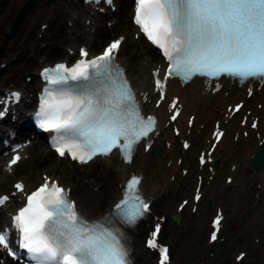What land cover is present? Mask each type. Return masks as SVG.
I'll use <instances>...</instances> for the list:
<instances>
[{"label":"snow or ice","instance_id":"1","mask_svg":"<svg viewBox=\"0 0 264 264\" xmlns=\"http://www.w3.org/2000/svg\"><path fill=\"white\" fill-rule=\"evenodd\" d=\"M105 2L113 5V0ZM133 20L167 62L162 74L159 68L152 72L159 95L157 106L165 99L170 77H179L182 82L197 76L264 82V0H135ZM124 39H113L95 56L81 47L75 63L60 62L41 71L46 84L36 117L39 127L51 134V146L60 157L67 154L88 164L118 150L121 159L131 163L141 141L145 151L151 147L148 137L155 131L156 118L142 114L125 70L116 63ZM170 107L176 109L171 116L176 120L179 109L175 100ZM240 108L236 105L235 111ZM3 115L0 111V117ZM214 135L219 140L223 133ZM200 159L205 163L203 154ZM20 160L19 154L13 156L9 170ZM141 179L132 175L111 212L95 220L84 216L70 190L48 175L30 192L22 182L15 183L13 194L20 193L24 202L11 216V228L0 230V250L18 258L11 247L14 231L30 264H132L130 249L123 233L113 226V218L133 226L150 213V203L139 191ZM195 199H200L199 190ZM8 200V195H0V205ZM221 219L217 215L213 221L217 229ZM160 231L157 222L147 246L159 251V264H167L169 249L156 240ZM216 239L213 231L211 240Z\"/></svg>","mask_w":264,"mask_h":264},{"label":"bare ground","instance_id":"2","mask_svg":"<svg viewBox=\"0 0 264 264\" xmlns=\"http://www.w3.org/2000/svg\"><path fill=\"white\" fill-rule=\"evenodd\" d=\"M2 1L4 10L1 9L3 14L0 18L3 21L0 22V32H7L6 20H10L14 24L18 23L17 29L26 25L28 31L31 30L37 17H40L39 21L47 24L43 32L44 35L49 34V38L44 42L47 47L44 49L47 52L42 51L41 45L35 44L32 39L25 41V47L22 50H17L16 43L3 42L5 36L0 35V57H5L7 61L5 67H0V70L3 68L13 71L15 76L19 75L21 71L29 74L27 81H22L19 77L18 86L24 91V103H27L29 98L26 94L28 93L26 87L28 86L31 90L37 80L36 72L32 71V67L37 61L32 56L30 58L23 57L24 51L27 50L25 48L41 51L45 58L49 54H57L56 57L62 58L66 53L60 46L61 41H64L66 48L85 43L91 50L106 41L111 33L116 34L117 32L125 35L123 42L125 40L130 42L127 51L123 47V50L118 51L117 59L123 63L127 77L131 80L136 91H149L147 71L155 64L157 53L148 43H142L140 40L130 37L128 33L130 21L127 20L124 12L126 0H113L116 10L113 13L114 19L112 22L110 20V25L101 21V16H105L108 10L107 7L104 8L103 13H99L98 10L92 9L87 4L84 5L85 10L82 5H79L80 9L75 10L76 2H72L74 0H52L50 4L45 0ZM73 13L76 14L73 15ZM61 16L63 19H70L72 23L64 24ZM112 17L109 16V18ZM86 18L88 19L87 24L85 23ZM2 42L7 45H2ZM20 45H23V42ZM131 46H133V51L130 52ZM12 51L16 52L15 62L9 59L11 56L9 54ZM144 56L146 59L143 63ZM44 60L41 58L40 64ZM7 79H9L8 73L1 72L0 91L4 88L3 82ZM173 94L178 96V102L181 104L179 115L174 120L178 126L177 134H173L170 126L164 124L165 102H162L156 108H151L158 114L161 113L162 116L159 118L158 133L153 137L154 142L151 149L145 152L138 150L133 161L128 165L121 163L112 154L104 158L96 157L95 160L98 163L91 165L92 161H90L83 166L87 167L86 171H80L81 165H74L73 171L63 177V181L70 186V191L75 195L80 210L86 215L93 216L104 211L118 192L117 182L124 177L127 171L135 169L142 174L140 187L143 189V193L156 199V204L152 205L151 213L164 217L160 236L162 240L168 241L171 257L176 264H200V262L211 264L215 261L218 264H231L228 259L226 262L223 261V255L228 249L222 241H213L208 245L202 238V233L208 227L205 220L206 215L212 212L214 204H218L224 212L222 236L224 235L234 244L240 243L247 246L252 254L253 264H264V247L258 248V246L248 243L249 235H252L253 239L254 236H259L258 240L261 241V244L264 243L261 233L264 230V164L254 169L248 162L249 155L254 151L257 142L262 140L261 142L264 143V125L259 121L256 128L248 129L249 114H247L244 125L247 130L246 134H243L241 131L244 126H240L238 122L247 107L250 108L251 115L262 116L264 85L255 88V85L252 84L251 94L245 97L242 85L236 86L235 83L230 84L227 80H224L222 86L215 92H211L210 88L208 90L203 88L200 79H193L182 86L170 80L166 85L167 99ZM239 98L244 99L245 106L224 121L222 113L225 105ZM257 102L261 104L260 109L256 108ZM188 114H192L191 127L189 128L185 125ZM213 119H218L219 126L224 130L223 135L208 153L213 160L214 168V173L208 178L209 173L203 167L200 169L196 167L194 158L199 149H205L208 145L206 137L212 127ZM256 133L258 134L256 135ZM182 138H186L189 145L181 152L178 149ZM165 140H169L170 143L167 145ZM31 144L34 145V142ZM36 153L38 152L36 151ZM191 155L192 160L190 159ZM177 157L180 158L179 162H176ZM31 158L36 160L32 159L30 163H28L30 160H27V164L21 165L20 171L15 169V166L11 170L14 176H20L24 181L30 183L39 179V175L37 176L35 173V165L40 160L37 159L40 158L38 155H33ZM231 166L233 167L231 168ZM46 167L47 172L52 174L62 168L59 163H54V161L48 163ZM181 167H187L186 173L181 174ZM222 172H224L223 178L220 180L219 176ZM195 173H200L202 176V194L196 209L189 212L190 200L188 199V203L179 212H175L174 204L177 199L185 195L190 197ZM60 175L58 176L60 177ZM226 175H231V180L228 183L224 182ZM9 176L10 174L0 166V184L5 185ZM82 176L89 178L85 185L78 183ZM87 184H98V188L94 192H92L93 190L89 191ZM152 220L153 217L149 214L144 221L138 223L127 234L132 264H154L151 253L139 244L146 228V222ZM207 250H212L213 255L206 254Z\"/></svg>","mask_w":264,"mask_h":264},{"label":"rangeland","instance_id":"3","mask_svg":"<svg viewBox=\"0 0 264 264\" xmlns=\"http://www.w3.org/2000/svg\"><path fill=\"white\" fill-rule=\"evenodd\" d=\"M1 1L2 0H0V16H2V14H3V11L2 10H4V8H3V1H2V3H1ZM45 2H49V4L50 3H52V0H45ZM76 4H79V2L78 3H76ZM126 5V4H125ZM127 7H128V4L126 5V9H127ZM2 9V10H1ZM126 9H125V15H126V17H128L127 18V20L129 21V16H128V11L126 12ZM76 13H73V15H75ZM62 16H64V15H62ZM61 16V20L64 22V24H65V19L66 18H64L63 19V17ZM104 15H102L101 16V19H102V17H103ZM105 17V16H104ZM40 17H37V18H35V22H34V24H33V22H31V24H33V26L31 27V30L30 31H28L27 30V27H26V25L25 26H21L19 29H17L18 27H19V24L17 23V24H14L13 22H11L10 20H6V27H7V32H5L4 33V31H1L0 32V35H4L5 36V39H3V42H8V44L9 43H11V42H14V43H16L17 45H18V47H17V50H22L23 49V47H25V41L26 40H30V39H32V41L35 43V44H38V45H41V50L42 51H44V52H47V50H45L47 47H45V41L49 38V34H47V35H44V33H42V35L40 36V37H37L36 35L37 34H35L36 32H37V27H38V23H39V21H38V19H39ZM40 20V19H39ZM1 21H3V20H1V18H0V22ZM102 21V23H103V20H101ZM81 23V22H80ZM10 25V27H8ZM35 25V26H34ZM63 40V39H62ZM141 41V40H140ZM3 42H2V45H7V44H3ZM23 42V45H20L21 43ZM142 42V41H141ZM124 44L122 45V47L124 48V49H127L129 46H130V42H128L127 40H125L124 42H123ZM142 43H145V41L144 42H142ZM66 44L64 43V41H61L60 42V46L62 47V49H63V46H65ZM121 47V49L123 50V48ZM131 47H133V46H131ZM45 48V49H44ZM25 49H27L26 51H24V53H25V55L23 56V54H22V56L23 57H25V58H30L31 56L36 60V61H38L37 60V58L39 57V54L41 53V56H42V58L43 59H45V57H43L44 56V53L43 52H41V51H38V50H29L28 48H25ZM17 50H15V51H17ZM15 51H12L10 54H9V56L10 55H14V57H13V59L11 60V61H14L15 62V60H14V58L16 57V52ZM57 55V54H56ZM26 56H28V57H26ZM54 56H55V54L53 55V54H49V56H47V58L45 59V60H50V59H52V58H54ZM58 56H60V54H58ZM56 57V56H55ZM5 57H0V59H4ZM24 58V59H25ZM9 59H10V57H9ZM145 59H146V57L144 56V58H142V62L144 63V61H145ZM44 60V61H45ZM35 64H37V63H35ZM33 68V71H34V67H32ZM1 72H4V74L5 73H8V75H9V79H7L5 82H3V86H6L7 84H8V82H10V84L12 83V84H14V85H19L18 83H19V77L21 78V79H23L22 81H24L25 79H24V73H25V71H21L20 72V74L19 75H17V76H15L14 74H13V71H8V70H6V69H3V68H1V70H0V73ZM10 73V74H9ZM2 86V87H3ZM26 91L28 92V93H26V94H30V91H29V87L27 86L26 87ZM229 134H231V133H229ZM35 145H32L31 144V147H33V148H35L34 147ZM36 149V148H35ZM29 151V150H28ZM33 151V150H32ZM38 156L40 157V158H37L39 161H37V164L35 165V173L36 174H38L37 172L39 171V169L40 168H45L46 167V165L48 164V163H50V162H53V158L51 157V154H46V155H43V153H39L38 154ZM33 160H36V159H33ZM27 161V160H26ZM26 161H20V163H18V165H17V167H18V169H21L20 167H21V165H23V163L24 164H27V162ZM32 160H30L28 163H30ZM22 163V164H21ZM54 163H59L61 166H62V168L61 169H58V170H56V173H58V174H61L60 175V178H61V180H63V177H65V176H67L68 175V173H70V172H72L73 171V168L75 167V166H72L73 168H71L70 166H68L66 163H64L63 161H59V162H56V161H54ZM226 165H227V163H226ZM16 169V168H15ZM46 169H47V167H46ZM80 169V171H83L82 169V167H80L79 168ZM46 171H48V169L46 170ZM223 173L224 172H222L221 173V175H222V177H221V175L219 176V178H220V180L223 178ZM83 177V176H82ZM66 179H67V177H66ZM85 179V178H84ZM78 180V183L79 184H81V185H85V181H86V179L85 180ZM91 185H93V184H91ZM90 185V186H91ZM88 184H87V188L89 187V189H87V190H89V191H92V188L90 187ZM94 186H96L97 188H98V184H96V185H94ZM96 188V189H97ZM95 189V190H96ZM93 192V191H92ZM208 217V216H207ZM207 219V218H206ZM205 219V220H206ZM250 236H251V239H252V235H249V240H250ZM202 238H205V232H203L202 233ZM223 242H225V247H227V249L228 250H226L227 252H226V254H224L223 255V261L224 262H226V259H232V255H233V252H234V250H235V248H237V247H239V245H241L240 243H233V242H226V237H224V239L222 240ZM237 244V245H236ZM264 247V244L263 245H261L259 248H263ZM243 248L246 250V254H245V256L238 262V263H234V264H253L252 263V254L250 253V251H249V248H247V246H243ZM212 252V251H211ZM228 254V255H227ZM211 255H213V252H212V254ZM222 261V262H223ZM251 261V262H250Z\"/></svg>","mask_w":264,"mask_h":264},{"label":"water","instance_id":"4","mask_svg":"<svg viewBox=\"0 0 264 264\" xmlns=\"http://www.w3.org/2000/svg\"><path fill=\"white\" fill-rule=\"evenodd\" d=\"M262 151L263 149H260L259 152L260 153H256L257 155L254 156V161L256 164H261L264 162V157H263V154H262Z\"/></svg>","mask_w":264,"mask_h":264}]
</instances>
